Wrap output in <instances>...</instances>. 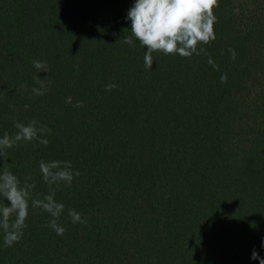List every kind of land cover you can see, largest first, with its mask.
Listing matches in <instances>:
<instances>
[{
    "label": "trees",
    "instance_id": "trees-1",
    "mask_svg": "<svg viewBox=\"0 0 264 264\" xmlns=\"http://www.w3.org/2000/svg\"><path fill=\"white\" fill-rule=\"evenodd\" d=\"M134 2L0 0V138L17 121L51 130L47 146L7 149L0 168L35 183L33 199L50 191L41 160L80 172L56 190L64 234L30 206L19 242L4 247L0 231V264H260L254 250L264 259V0H218L216 38L202 45L218 70L203 53L160 52L147 70V48L122 43ZM36 76L47 79L43 96L32 94ZM68 210L87 222L73 224Z\"/></svg>",
    "mask_w": 264,
    "mask_h": 264
},
{
    "label": "clouds",
    "instance_id": "clouds-1",
    "mask_svg": "<svg viewBox=\"0 0 264 264\" xmlns=\"http://www.w3.org/2000/svg\"><path fill=\"white\" fill-rule=\"evenodd\" d=\"M215 7H218V0H135L126 16V20L131 22V33L122 40V43L134 46L133 38H135L141 48H147V52L143 55L144 67L147 70L152 67L154 52H160L163 55H179L181 58H191L193 55L199 56L201 53L209 56L202 45H207L216 38L214 24L217 22V18L213 11ZM228 51L231 59L235 60V50L230 48ZM32 63L39 72L47 73L49 71L48 65L44 61L34 60ZM208 63L218 70V66L210 56ZM46 80L35 77V83L39 87L32 88L33 95L43 96L46 94ZM220 82H227V74L221 75ZM117 87L118 85L110 83L105 86V91H112ZM66 102L72 103V98L68 97ZM73 106L81 108L83 102L77 101ZM24 107L27 110L28 105ZM14 127L17 130L14 136L5 133L0 138V157L6 156L7 149L13 148L22 141H36L38 144L47 146L49 141L41 138V135L51 132L46 126L37 127V122L32 120L27 125L17 121L14 123ZM9 169L10 165L8 164L0 168V197H3L4 201H8L9 205L0 204V231L3 233V246L11 247L21 240L23 230L27 228L26 220L30 206L49 214L50 220L45 226L62 236L65 228L57 221L64 212L65 205L55 200L56 190L61 184L70 186L74 177L80 176V172H73L72 164L69 161L46 162L41 160L39 170L43 182L48 185L50 191L43 199H33L31 194L35 183L25 182L22 185L18 177ZM30 200L31 205L29 204ZM68 216L73 224L87 222L75 210H68ZM261 246L264 247V241ZM251 259L259 260L260 264H264V259H261L255 250L252 252Z\"/></svg>",
    "mask_w": 264,
    "mask_h": 264
}]
</instances>
